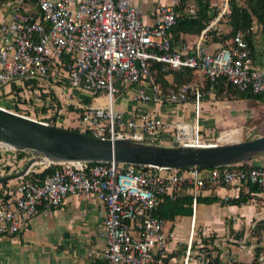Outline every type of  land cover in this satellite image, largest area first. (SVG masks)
I'll return each mask as SVG.
<instances>
[{
	"label": "built area",
	"instance_id": "built-area-1",
	"mask_svg": "<svg viewBox=\"0 0 264 264\" xmlns=\"http://www.w3.org/2000/svg\"><path fill=\"white\" fill-rule=\"evenodd\" d=\"M179 2L155 0L151 20L146 21L132 0H14L9 17L0 19V95L9 94L15 105H0L50 123V115L32 111L45 104L42 93L49 94V86L68 83L87 95L105 96L102 104L80 105L76 130L163 143L161 114L142 108L126 113L113 106L122 84L133 87L136 101L153 107L165 101L192 102V122L177 120L167 144L220 142L200 137V83L188 80L163 92L149 70V61H159L164 67H196L210 87L223 76L239 89L262 94L264 66L250 63L248 43L240 29L228 44L209 50L206 40L214 19L195 40L174 45L169 29ZM226 7L227 0L217 19ZM6 84L13 86L4 91ZM45 97L52 102L49 95ZM28 162L23 173L0 182V233L17 232L40 204L55 206L69 193L87 194L103 205L106 244L102 255L108 264H154L155 255L164 253L172 234L164 230V219L154 211L162 195L175 198L181 190H189L193 206L207 182L242 181L256 184L264 195L261 164L170 168L114 160H53L33 153L24 165ZM50 165H54L52 171L41 179L30 178ZM19 169L3 167L0 175ZM11 181L14 185H9Z\"/></svg>",
	"mask_w": 264,
	"mask_h": 264
},
{
	"label": "crops",
	"instance_id": "crops-1",
	"mask_svg": "<svg viewBox=\"0 0 264 264\" xmlns=\"http://www.w3.org/2000/svg\"><path fill=\"white\" fill-rule=\"evenodd\" d=\"M132 1L141 9L143 19L150 21V9L155 0ZM13 5L14 0L0 1V19L9 17ZM28 6L34 12L37 11L32 2L28 1ZM228 30L229 24L225 18L221 16L217 19L215 17L209 29L210 37L206 40L207 48L213 50L222 45L216 35ZM200 31L196 33L179 30L177 38L172 40V43L180 46L186 41L195 40ZM251 31L253 46L249 53L250 63L255 66H264V32L256 23L252 25ZM197 72L198 79L194 81L201 82L203 75L200 71ZM165 78L174 83L172 73L166 74ZM9 86L13 85L6 84L2 89L8 91ZM55 86L60 85L49 86V91L53 92L55 96L52 102L46 101L45 97L46 95L50 96V93H42L45 102V107L41 109L42 115H51L53 111L52 114L56 117L57 125L71 127L69 124H74L76 119L78 120L79 109H64L62 105L60 106ZM81 95V99H72L76 106L81 104L97 105L105 102L104 94L90 96L82 93ZM0 103L7 107L10 104L15 105V101H11L10 95L5 93L0 95ZM113 106L126 113L131 109L142 108L149 111L154 109V112L161 114L164 119L161 137L165 144L170 143L177 120L189 123L193 120V105L190 100L183 103L165 101L153 107L151 104L136 101L133 98V87L122 84H119V91L114 95ZM209 108L211 106L206 105L198 115V125L203 132V141L227 140L221 137L222 133L232 130L235 131L231 133L232 139H237L242 135L243 130L236 126L222 129V132L216 136L214 126L219 125L224 117L218 111ZM206 129L208 130L207 134H205ZM248 161L264 165V152L254 155ZM14 182L11 181L9 185H14ZM239 192H248V200L240 204L221 203L219 200L195 201L190 215H176L172 220H164V230L171 232L172 235L168 238L164 253L155 255L154 264H201L199 259L193 256L197 252L196 249L191 248L192 254L186 255L189 243L191 246L192 242H198V238L201 236L203 239L207 237L206 240L212 242L211 244L206 243L207 245L218 246L217 251L220 258L218 264H225V259L222 256L225 251H230L235 259L243 258V261H248V257H243L240 253L235 254L241 250L236 247V243H243L246 249L249 247L248 245H252L251 241H248L251 237L250 231H255L253 227L255 222L264 219V195L262 192L250 190L249 183L242 181L227 184L207 182L201 187L199 193L201 195H216L225 199L236 196ZM105 244L103 205L93 200L90 195L69 193L58 205L40 204L38 211L17 232L0 233V264H108L102 255ZM224 244L230 245L231 249ZM231 255L230 257H232Z\"/></svg>",
	"mask_w": 264,
	"mask_h": 264
},
{
	"label": "water",
	"instance_id": "water-1",
	"mask_svg": "<svg viewBox=\"0 0 264 264\" xmlns=\"http://www.w3.org/2000/svg\"><path fill=\"white\" fill-rule=\"evenodd\" d=\"M2 1V0H0ZM0 143L53 160H114L160 167L217 166L264 152V133L203 144H165L132 137H105L48 123L0 105ZM0 175V182L23 173Z\"/></svg>",
	"mask_w": 264,
	"mask_h": 264
},
{
	"label": "trees",
	"instance_id": "trees-1",
	"mask_svg": "<svg viewBox=\"0 0 264 264\" xmlns=\"http://www.w3.org/2000/svg\"><path fill=\"white\" fill-rule=\"evenodd\" d=\"M192 7L193 11H189V8ZM217 10L212 4L211 0H194L190 4L189 0H180L176 5V20L175 23L170 27L169 33L174 41L178 36L179 30H189L193 32H199L206 24L209 23L211 19L217 14ZM38 14V12H34ZM224 17L226 22L229 24V30L226 32H221L216 35V38L219 39L222 44H228L229 40L232 38L236 30L240 29L243 31V36L248 43V51L252 50V31L251 27L256 23L260 29L264 32V0H243L239 2L238 0H227V9L219 16ZM214 32L213 29H211ZM214 34V33H213ZM172 41V42H173ZM149 70L152 73L154 79L158 82L161 89L164 85H172L176 87L178 84L188 81V80H197L199 71L196 67H167L156 60L149 61ZM172 73L174 83L167 81L165 75ZM204 77V76H203ZM202 88H209L210 81L207 77H204L202 80ZM201 81V82H202ZM238 90L239 97L242 98H252L257 101H264V94L262 93H253L249 90H243L237 88L232 83L226 80L225 77L220 76L214 82V87H223V85ZM51 100H54L53 92H49ZM45 106L42 105L41 109ZM79 113L82 108L80 105L77 106ZM56 111V109H55ZM78 113V114H79ZM54 115L53 117L49 116L48 119L50 123H55ZM68 128V127H67ZM71 129H77L76 127H70ZM19 155L23 153L22 150L17 149ZM240 166H248L252 164L248 160H242L237 162ZM54 165L43 168L38 173H31L30 178L41 179L43 175L50 173ZM189 166H182L180 168H185ZM250 190H259V187L256 184L249 183ZM249 198L248 192H239L238 195L233 197H227L225 199L220 198L216 195H201L200 193L196 195L195 201L203 202H212L219 200L221 203H235L240 204L247 201ZM192 193L189 190H181L180 193L175 198H169L167 195H162L159 199L157 206L154 208V211L157 212L164 220H172L176 215H190L192 213ZM264 219L258 220L255 225V231L263 230ZM257 255V251H255ZM218 262V260H215Z\"/></svg>",
	"mask_w": 264,
	"mask_h": 264
},
{
	"label": "rangeland",
	"instance_id": "rangeland-1",
	"mask_svg": "<svg viewBox=\"0 0 264 264\" xmlns=\"http://www.w3.org/2000/svg\"><path fill=\"white\" fill-rule=\"evenodd\" d=\"M225 0H211L212 4L214 5L215 9L218 11L216 16L218 15L219 11L222 8V5ZM239 2H242L243 0H238ZM190 4L194 2V0H189ZM227 9V7L224 9V11ZM223 11V12H224ZM222 12V13H223ZM221 13V14H222ZM214 16V17H216ZM213 17V19H214ZM212 20V19H211ZM204 79L202 76L201 81ZM200 83L201 88V101L199 106V113L203 110L206 105L211 106V108L214 111H218L222 117H224V120L222 119L219 125L214 126L215 135L222 132V129L229 128V127H240L241 130H243L242 135L238 139H245L249 137L256 136L258 134L264 133V101H257L252 98L246 97L242 98L239 97L238 90L234 91V89H231L225 84L223 87H212L209 88H202V82ZM172 85H164L163 92L168 91L169 88H171ZM240 90V89H239ZM55 92L59 99L60 106L64 107V109H78L76 104H74L72 99L74 98H82V93H85L81 91L79 88L74 87L68 83L60 84V86H55ZM81 93V94H80ZM98 95V94H97ZM97 95H91V96H97ZM94 99V98H93ZM97 100V98H95ZM3 104V103H2ZM10 104V103H9ZM12 108V104L9 106ZM28 112V111H27ZM41 107L37 106L33 109L32 113L42 115ZM53 112V111H52ZM51 112V117H53L54 114ZM29 113H31L29 111ZM66 123L64 122V125ZM78 124V120L76 119V122L74 124H69L71 127H76ZM68 125V126H69ZM67 126V125H66ZM70 128V127H68ZM224 131V130H223ZM208 130H205V134H207ZM200 137L202 138V131L199 129ZM232 140V139H231ZM226 140H221L220 142H224ZM21 150V149H20ZM23 151V150H22ZM31 152L29 151H23L22 154L19 155L17 149L15 148H4V146L1 147L0 145V169L4 167V169H8L10 166L14 165L17 168L23 167V165L27 162V159L29 156H31ZM26 161V162H25ZM39 167V166H38ZM256 222L254 224L255 228ZM250 240L252 245H248L249 247L244 246L243 243H236V247L240 248L239 252H235V254L240 253L243 257H248V261H243L241 259H235L231 255L230 251H225L222 256L225 259V264H264V222H263V230L262 231H250ZM207 237H199L198 242H192V245L189 247V254H192L191 248L196 249L197 252L193 255L197 259H199L201 264H218L220 261L219 258V252L217 251L218 246L215 244L212 246L207 245L206 243L211 244L212 242L206 240ZM210 238H213V236H210ZM212 240V239H211ZM245 241V240H243ZM242 241V242H243ZM197 243H200L199 245H196ZM225 246L229 247L231 249L230 245ZM235 251L236 248H235ZM255 251H257V255L255 254ZM187 255V254H186ZM230 255L232 257H230ZM215 260H218V262H215Z\"/></svg>",
	"mask_w": 264,
	"mask_h": 264
},
{
	"label": "bare ground",
	"instance_id": "bare-ground-1",
	"mask_svg": "<svg viewBox=\"0 0 264 264\" xmlns=\"http://www.w3.org/2000/svg\"><path fill=\"white\" fill-rule=\"evenodd\" d=\"M188 127H189V129H190V126H189V125H188ZM233 131H234V130L223 132L221 137H223L224 139H227V140H231V139H232V138H231V133H232ZM234 132H235V131H234ZM237 139H238V138H237ZM232 140H234V139H232ZM0 143H3V142L0 141ZM45 159H50V158L45 157Z\"/></svg>",
	"mask_w": 264,
	"mask_h": 264
}]
</instances>
